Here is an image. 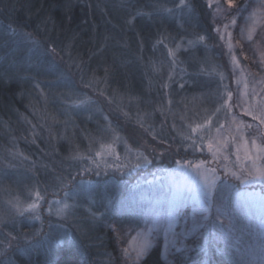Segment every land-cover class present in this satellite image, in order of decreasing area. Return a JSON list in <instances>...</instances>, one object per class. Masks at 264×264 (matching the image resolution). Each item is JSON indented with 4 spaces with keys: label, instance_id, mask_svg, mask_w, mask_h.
<instances>
[{
    "label": "trees",
    "instance_id": "16d2710c",
    "mask_svg": "<svg viewBox=\"0 0 264 264\" xmlns=\"http://www.w3.org/2000/svg\"><path fill=\"white\" fill-rule=\"evenodd\" d=\"M178 2L0 0V188L20 179L40 196L32 226L24 225L23 217L0 225V238L17 237L0 258L6 264H264L223 244L208 229V212L197 204L181 213L172 231L167 228L166 238L156 236L138 262L123 255L125 236L139 227L126 207L104 210L98 220L76 214L73 226L51 213L52 203L80 184L95 187L90 198L100 211L102 197H119L154 175L158 180L178 160L220 169L221 153L213 160L211 143L193 144L177 135L185 128L171 118L177 110L171 102L200 90L204 77L209 84L202 90L216 101L213 108L226 100L225 94L217 103L218 93L230 89L233 94L215 30L231 18L236 20L231 33L236 54L264 87V7L261 0H236L238 8L228 9L220 0L233 15L218 16L208 0H186L190 7L183 12ZM198 35H204L203 43L191 45ZM210 54L217 55L226 80L199 64ZM102 115L105 123L98 118ZM103 145L116 154L99 162L95 152ZM128 153L143 154L152 163L117 170ZM223 178L238 183L229 175ZM197 219L200 226L193 227ZM55 229L65 237L56 246Z\"/></svg>",
    "mask_w": 264,
    "mask_h": 264
},
{
    "label": "rangeland",
    "instance_id": "374dc122",
    "mask_svg": "<svg viewBox=\"0 0 264 264\" xmlns=\"http://www.w3.org/2000/svg\"><path fill=\"white\" fill-rule=\"evenodd\" d=\"M208 1L211 2V0ZM217 14L221 16V12H217ZM232 20L231 18L230 21L222 25H216L215 28L218 42L222 46L223 54H225L228 61L227 65L232 80V95L234 96L229 99L226 95V100L224 101L228 105L236 104L237 100L246 101V103L241 104L239 107H232L231 115L237 121L247 124L251 123L248 121L252 120H247L248 118L251 119V117L243 114V108L248 105L257 104L264 93L261 92L264 87L261 85L262 80L257 76H252L250 70L247 69L241 58L236 54V45L233 42V38L229 36V33H232ZM225 25H228V27L225 28ZM218 30L220 33H223V39L218 34ZM229 44H231V51L229 50ZM204 46H207L206 43H204ZM233 56H235L236 64L232 61ZM216 57L217 55L212 57V54H210V56H207L206 63L202 60L199 64L201 66L207 64L209 70L217 75L218 80L221 79V76L226 80V73L220 67L218 57ZM195 59L196 57H188V60L191 62ZM198 83L200 90L190 94L189 97L180 96L173 100V103L171 102L172 106L177 108L172 113L171 118L176 121L175 123L185 128L176 132L180 137L188 138L189 140L191 138V141L200 144L205 140V142L212 144L211 150L216 151V149H220V156L223 161L220 164L218 163V167L221 166L219 168L222 169L223 174L218 172L220 169L216 170L215 175L217 179L215 186L211 190V198L215 206L223 209L225 215L217 217L215 207L211 212L206 213L208 214V222L209 224L211 223L210 225L208 224L210 226L208 229L210 228L209 230L216 232L223 244H226L229 249L235 250L237 254L236 247H239L244 252L245 257L252 262L256 259H264V180H249L247 183H241L237 180L238 183L234 184L236 181L229 182L224 178L222 179V176L225 175L224 163L228 169L240 174V168L244 167L264 169L261 166L262 157L255 158L254 160L246 158L245 153L250 148V145L246 147L244 142L239 138L233 139L232 134L236 132V128L234 125L230 126V120L225 118L223 111L213 115L215 109L223 103L213 108L216 101L202 90L209 84L207 79L205 77L201 78ZM253 89L261 93V95H254ZM226 92H230V89H225L224 93ZM243 115L247 117L246 120L243 118ZM209 117H211V121L207 123V127L198 129L197 133L193 135L191 128L198 124H204L208 121ZM98 118H101L105 123L104 120L106 119L103 115ZM221 123L224 124V128L222 129L219 127ZM99 128L97 125L96 130H99ZM110 128L106 126L104 130L107 131L110 137H113V129L111 128V130ZM102 132L100 133L101 136ZM201 136L204 137L203 140H201ZM247 137L248 133L245 130V140ZM75 138L74 134V140ZM93 143V139H88L87 145L89 147L93 146ZM98 153L99 156H97ZM113 154H116V152H110V148H107L105 145L95 152L96 159L99 162H103L107 156ZM128 155L126 156L125 164H129V162L134 163L137 154L128 153ZM237 155L240 156V160H237ZM252 155L255 157V153H252ZM224 157H227V159ZM215 161L217 162V159ZM191 164L192 161L181 163V165H186L185 167H178L176 164L173 169L166 171L158 180H155V175L152 176L153 180L149 178L139 180L134 185L128 187L125 193L119 197H102L101 205L103 207L100 211L96 207L94 197L90 198L95 193V187H90V184H80L75 189L76 191L70 192L60 201L53 202L51 213L55 218L73 226V219L76 214L90 216L92 219L95 217L98 220L101 218V212L103 213L104 210L113 212L116 209L121 210L126 207L131 214V218L139 222V227H132L134 229L130 227L132 232L127 233L125 236L124 249H129L132 256L130 261H134L135 250L143 243L145 236L149 242V247L153 239H156V236H161L162 239L167 237L170 208L172 209L174 219V223L170 229L172 231L174 226L177 225L178 217L181 216V213L185 209L188 207L192 208L193 204L204 207L208 197L203 192V177L207 176L210 180L211 174L207 171L209 168L203 165L201 168H197V165H201L199 163ZM102 192H106V190ZM87 197L88 199L85 200ZM17 200L24 207L33 202L39 206V199L37 200L36 198V190L33 185L24 184L20 179H15L12 183L5 184V186L0 188V211L8 210V202L12 201L15 203ZM65 205L68 207L65 208ZM60 209H63V211H59ZM37 211L38 207L32 211L17 214L15 218L23 217V220H25L23 224L32 226L38 220ZM55 232L58 238L53 240L54 246L61 244L65 240V237L63 239L64 234L59 229L58 231L55 229ZM48 239L50 240L51 238L49 237Z\"/></svg>",
    "mask_w": 264,
    "mask_h": 264
},
{
    "label": "snow or ice",
    "instance_id": "6c2138e0",
    "mask_svg": "<svg viewBox=\"0 0 264 264\" xmlns=\"http://www.w3.org/2000/svg\"><path fill=\"white\" fill-rule=\"evenodd\" d=\"M224 4H227L228 9H233V8H238V5L236 3V0H223ZM214 5L217 9L218 12L224 13L225 16H230L233 15V13L228 12L226 9L223 8V4L220 3V0H211L210 6ZM260 7H264V0H261V4L259 5ZM190 5L186 3V0H179L178 4L176 5V8L179 9L181 12L185 8H189ZM170 14H174L173 10H168ZM255 16V13H253V17ZM232 23L235 24L236 20L233 19ZM255 21H253V24ZM228 25H225V28H227ZM218 34L221 35V38L223 39V33H220L218 30ZM229 36L231 34L229 33ZM253 36V29L248 28L247 29V39L252 40ZM31 38V37H29ZM205 40L204 35H198V39L195 40H190L189 43L193 46H195L197 43H203ZM34 43H36L34 41ZM229 50L231 51V44H229ZM232 61L234 64H236V59L235 56L232 57ZM261 63L264 64V59L261 60ZM238 66V65H237ZM221 79H223V76H221ZM183 87V85H181ZM226 88V86H224ZM261 92H264V89L261 90ZM227 95L229 99L232 98V94L230 92L227 93H218L217 94V103H219V100L222 99L223 95ZM253 94L254 95H261V93L256 92L255 89H253ZM86 101L81 100V104H85ZM246 103V101H241L237 100L236 104L234 105H228L227 102L225 101L224 104H222L220 107H217L215 109V115L216 113L224 112L225 118L230 120V126L234 125L236 128V132L232 134L233 139L239 138L242 140L245 144V146H249L250 148L248 151L245 153L246 158L248 160H254L255 158H261L264 157V95L261 96L260 101L257 104H252L248 105L247 107L243 108V114L246 116H250L251 120L254 121L255 123H242L236 120L234 116L231 115V108L232 107H239L241 104ZM211 121V117L208 118V121H206L204 124H198L195 127L191 128V132L193 134H196L198 129H203L207 127V123ZM219 127L222 129L224 128V124H220ZM247 130L248 137L245 140L244 138V131ZM150 135L152 133H149ZM153 139H156V136L153 135ZM204 137L201 136V140H203ZM226 142V141H225ZM217 143H219L217 141ZM193 144H195V141H193ZM210 151L212 149V144L208 145ZM220 149L218 148L217 151H212V157L213 160L217 158V152ZM111 151V150H110ZM252 153H255V157L252 155ZM99 156V153L97 154ZM227 159V157H224ZM115 159L117 161L121 160L120 156H115ZM127 159V157H125ZM237 160H240V156L237 155ZM93 163H96V161H93ZM152 163V161L145 155L143 154H137L135 162H129L131 168H140L143 165H147ZM129 164H117L115 167L117 170H119L122 167H129ZM176 164L178 167H185L186 165H181L180 161H176ZM97 169L100 168V164H96ZM197 168H201L202 165H197ZM207 171L211 174V179L207 176L203 177L204 179V184H203V192L204 194L208 197V200L206 201L204 207L205 211L211 212V210L215 207V213L217 217H223L225 215L224 211L222 208L215 206L214 202L212 201L211 198V190L215 186V181L217 179L215 172V168H209ZM240 174L237 172L231 171L230 169L225 166V174L226 175H231L234 179L239 180L241 183H247L249 180H264V169H258V168H240ZM97 175H99V171H97ZM36 198L37 200L40 198L39 193H36ZM9 204V209L0 211V225H6L7 223L12 222L15 219V215L17 214H23L24 212H29L34 210L38 205L33 202L28 204L26 207L22 206L20 202L17 200L15 203L12 201L8 202ZM65 208L68 206L65 205ZM174 207V205H173ZM59 211H63V209H60ZM199 215V214H198ZM95 219V217H93ZM203 219H207V216H204ZM174 223L173 215H172V209H169L168 213V227L169 229L172 228V225ZM200 226V220L197 219L196 222L194 223L193 227ZM114 231L118 232V229H113ZM17 237L11 235L10 233L7 234L4 238H0V258L5 257L7 255V250L11 246V243L13 240H16ZM117 239H119V235L117 236ZM171 242L174 244L176 242V235L175 233L172 234V239ZM149 247V242L147 240V237H144L143 243L135 250V260L138 262L140 261L141 257L144 255L146 249ZM123 255L124 257H127L129 260L132 259L131 253L129 249H124L123 250ZM0 264H6L4 259H0Z\"/></svg>",
    "mask_w": 264,
    "mask_h": 264
}]
</instances>
